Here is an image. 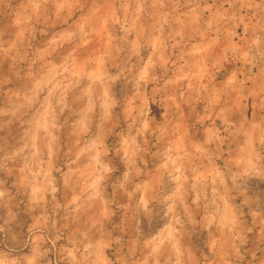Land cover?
Returning <instances> with one entry per match:
<instances>
[{
	"label": "rangeland",
	"instance_id": "obj_1",
	"mask_svg": "<svg viewBox=\"0 0 264 264\" xmlns=\"http://www.w3.org/2000/svg\"><path fill=\"white\" fill-rule=\"evenodd\" d=\"M0 264H264V0H0Z\"/></svg>",
	"mask_w": 264,
	"mask_h": 264
}]
</instances>
